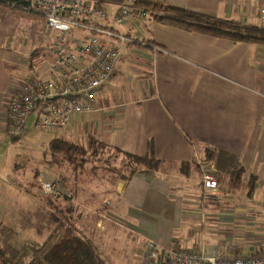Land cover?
Instances as JSON below:
<instances>
[{"label":"crops","instance_id":"1","mask_svg":"<svg viewBox=\"0 0 264 264\" xmlns=\"http://www.w3.org/2000/svg\"><path fill=\"white\" fill-rule=\"evenodd\" d=\"M148 1L264 27L253 12L264 0ZM35 20L42 22L38 16L0 5V138L5 134L11 78L25 70L24 76L32 72L45 77L51 62L45 63L43 49L21 50L36 28ZM120 31L133 42L124 45L114 72L97 90L98 111L76 116L63 140L84 133L138 156L152 141L162 165L159 171L137 173L101 189L81 183L78 191L84 201L77 200L76 226L96 239L82 234L81 240L86 236L95 242L106 264L109 244L118 248L125 264H139L146 239L163 247L195 250L204 235L207 249L217 248L226 256L252 253L251 245L264 234V48L187 32L150 17ZM207 147L236 156L246 176L259 177L251 195L245 188L229 191L225 179L218 192H204L197 163L201 159L213 166L204 158ZM46 158L45 178L57 171L67 186L64 175L70 173L62 160L52 168ZM63 189L74 195L71 188Z\"/></svg>","mask_w":264,"mask_h":264},{"label":"built area","instance_id":"2","mask_svg":"<svg viewBox=\"0 0 264 264\" xmlns=\"http://www.w3.org/2000/svg\"><path fill=\"white\" fill-rule=\"evenodd\" d=\"M24 11L37 15L52 33L48 53L52 61L45 77L28 72L5 100L4 132L21 138L28 118L36 112L35 131L64 129L78 115L98 111L96 92L114 72L124 49L133 42L120 27L146 19L148 10L134 0H24ZM264 23V6L253 11ZM263 47V46H260ZM264 48V47H263ZM200 184L205 192H217L213 166L198 159ZM40 192L53 199L70 196L56 181L37 180ZM205 215L201 212V223ZM204 235L195 250L163 247L146 239L139 264H264V234L251 245L252 253L226 256L217 248L207 249ZM227 249H230L229 247Z\"/></svg>","mask_w":264,"mask_h":264},{"label":"trees","instance_id":"3","mask_svg":"<svg viewBox=\"0 0 264 264\" xmlns=\"http://www.w3.org/2000/svg\"><path fill=\"white\" fill-rule=\"evenodd\" d=\"M134 1L137 5L148 10V17L161 24L187 32L264 47V27L231 19L210 17L164 2ZM24 4V0H0V5L6 6L18 14L37 16L24 11L21 8ZM9 139L12 143L19 140V138L10 137ZM44 153L43 157H47V164L52 168L54 165L58 166V160H62L63 166L66 167L64 170H69L70 174L64 176L68 177L67 184L72 185L74 195L62 196L58 199L45 196L40 192L33 195L32 188L35 191H40L36 180L38 173L36 172L33 181L28 185L31 189L26 193V197L22 196L24 199L15 201L20 205L16 215L8 210L11 202L4 205L0 211V264H58V258L51 257V254L56 246L61 245L60 242L64 236L70 241H81L82 248L79 250L85 255V264H106V261L98 253L99 248L91 240L86 236L85 240L77 238L76 233L82 234V232L76 226L79 218L75 216L76 205L73 204V201L77 202V200L83 199L80 198L83 196L79 197L80 192L78 191L81 188V181L89 182L99 177L98 179H101L99 182L105 181L103 184L105 187L107 184L116 183L119 179L129 180L137 173L159 171L162 163L155 156L152 141L147 143L143 156L107 146L96 137H89L86 146L69 140L52 139ZM203 154L205 161L213 162L218 174V185L225 179V185L229 191L245 188L248 190L247 195L252 194L258 184L259 177L246 176V171L236 156L222 149L208 147L203 150ZM59 182L64 185L65 177L60 175ZM77 215L80 217V214ZM8 217L13 219L12 222L8 221ZM27 231H33L35 239L15 246L12 242L15 238L14 235L22 237ZM67 238L62 242L63 250L70 244Z\"/></svg>","mask_w":264,"mask_h":264},{"label":"rangeland","instance_id":"4","mask_svg":"<svg viewBox=\"0 0 264 264\" xmlns=\"http://www.w3.org/2000/svg\"><path fill=\"white\" fill-rule=\"evenodd\" d=\"M36 28L33 30V34L29 35L27 37V42L25 40L26 45L24 44L21 50L27 49L29 46L34 47V49H38L43 52L42 56L44 58V61L46 64H48L50 61H52L51 56L48 53V47L52 41V33L46 31L41 21L35 20ZM30 34V33H29ZM18 47L20 46V42H18ZM51 63V62H50ZM34 66L36 67V62H34ZM24 73H26V70L22 73H16L11 78V86L14 87L17 83L23 80ZM45 75V74H44ZM40 77V76H38ZM112 81H108L106 86L109 85L111 87ZM36 112H34L27 120L25 131L23 136L15 143H12L9 137L5 134H2V138H0V211H2V207L4 205H7L9 202H11V205L9 206L8 210L11 211L14 215H16L17 211L20 209V205L15 202L18 199H24L22 196L26 197V193L29 192L31 188L28 187L30 182L33 181V176L36 174V169H39V174L37 175L36 180H42L45 177V173L42 169L43 167V159L47 148V142L51 141L52 139H64L65 132L69 131L71 129L69 123L67 125V129L63 130H53V131H35L33 128V121L36 116ZM79 120V117L78 119ZM72 123L75 121H71ZM80 121H77V124ZM76 123V122H75ZM80 124V123H79ZM78 127V126H77ZM74 132L76 130V127L72 129ZM71 132V131H70ZM80 133V132H78ZM88 138L84 133H80L78 135H75L74 138H71L69 140H73L74 142L80 143L82 145H86ZM91 162H94L91 160ZM51 175L49 179H53L56 181L61 187L64 188H71L73 191L72 185L62 186L59 182V175L57 171L51 170ZM48 176V175H46ZM96 176V175H95ZM99 178V177H98ZM97 177L90 182H81L83 186H96L99 189L103 188V184L105 181L99 182L101 179H98ZM259 182V181H258ZM33 195L39 194L40 191H35L34 188ZM68 191V189L66 190ZM99 191V190H97ZM101 192V191H100ZM264 192V190H263ZM41 193V192H40ZM228 201L227 199L223 200ZM73 204L76 205V208L78 207L77 202L74 200ZM82 208H84V205H80ZM19 207V208H15ZM81 207V211H84ZM75 215H76V209H75ZM13 219L8 217V221L12 222ZM79 230H81L82 234H85L87 237L91 238L93 241H95V237L92 235V232L90 233L88 229L81 227L79 225ZM17 230V227L15 228V231ZM77 238L81 239L82 234L76 233ZM14 240H12L13 244L16 246L23 244L27 240L33 239L35 237V234L33 231H27L23 234L22 237L18 235H14ZM67 238L66 236L62 237V241L60 242L61 245L56 246L54 250L52 251L51 257L58 258V264H85V255L81 253L79 249L82 248L81 241H70L68 238L69 246L64 248L62 246V242ZM35 239V238H34ZM19 242H18V241ZM95 243V242H94ZM96 244V243H95ZM106 245V244H105ZM123 245V244H122ZM108 247L105 246V252L106 255L109 256V262L107 264H125L123 262L124 260H120V257L117 255L119 253L118 248H113L111 244H109ZM62 251V252H60ZM120 254V253H119ZM126 256L124 257V259Z\"/></svg>","mask_w":264,"mask_h":264}]
</instances>
